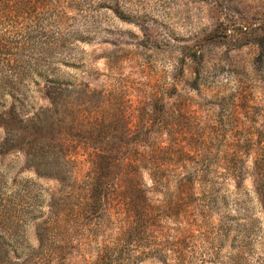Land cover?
Segmentation results:
<instances>
[{"label":"rangeland","instance_id":"rangeland-1","mask_svg":"<svg viewBox=\"0 0 264 264\" xmlns=\"http://www.w3.org/2000/svg\"><path fill=\"white\" fill-rule=\"evenodd\" d=\"M23 2L0 26L13 53L0 54L3 264H34L41 246L47 264H105L117 239L131 264H264V0ZM91 118L116 129L91 130ZM173 123L170 192L152 193L145 173L151 215L118 200L107 218L85 215L100 141L162 134L169 145ZM187 151L212 172L180 198Z\"/></svg>","mask_w":264,"mask_h":264},{"label":"trees","instance_id":"trees-1","mask_svg":"<svg viewBox=\"0 0 264 264\" xmlns=\"http://www.w3.org/2000/svg\"><path fill=\"white\" fill-rule=\"evenodd\" d=\"M11 2L12 0H0V26H5L10 21V18H13V12L16 13V17H20V15L24 13L25 2H23V0H17L13 5H10ZM6 29L7 28H5V30L0 29V54H13L9 52L10 46L8 43L11 42L7 39L6 31L8 30ZM43 43L47 44V42ZM8 77L9 76L5 74H0V106L4 105L3 98L6 92L8 93ZM17 77L15 80H17ZM22 77L23 76H20V78ZM50 77L53 76L46 77L47 83L53 86L63 85L57 78ZM49 96L51 98V94H49ZM13 97L15 98V96ZM54 103L52 104L54 105ZM12 114L16 118L14 110ZM1 115L5 117L7 113H2ZM74 123L76 127L83 128V123L80 119L76 120ZM88 124L90 129L94 131L100 128L112 130V128L116 129L117 121L113 119L91 118ZM160 128L162 127L160 126ZM163 130L165 131L166 137L170 140L171 144L169 145L166 144V141L161 140L162 134L151 137L146 146L145 138L129 135L120 136L112 133L107 134L103 140L100 141L102 147H98L99 150L95 156L93 176L86 183L88 187V190H86L87 198L81 208V211L84 212L85 215L95 216L103 212L102 216L107 218L111 216L108 207L114 204L116 200L121 204L127 205L129 201L135 202V207L139 210H143L145 216L151 215V211L149 210L151 208L148 204L151 202V193L149 192L148 195V191L144 188L146 183L145 173H147L153 181L155 189H153L152 193L156 194L160 191L164 192L163 195L169 193V178H171L169 174L173 173L169 166L174 162V157L179 152L174 149L178 147V143L174 142V140H178L176 138L177 124H170L163 128ZM127 147H130V149H127ZM61 153H63V151ZM182 155L183 160L186 163H192L193 167L184 169L185 176L182 178L177 176L174 180L177 184L176 186L179 188V193L177 195L182 198L186 194L184 198H189L193 195L192 191H194V187L192 184L195 178L198 175L210 174L212 169L207 167L201 168V166L200 169L197 168L201 163V154L199 152L187 151ZM6 213L7 210L5 206L0 208V264L5 263L9 255V252L6 251L3 246H11V239L2 227L3 224H5L4 219H7ZM138 214L139 212L137 211V215ZM113 245L112 247L106 246L105 249L102 250V257L99 261H104L106 262L105 264H131V258H126V254L124 255L122 253L118 239ZM49 248L50 247L41 246L40 249H38L39 253L36 252V262L34 264H47V258L51 251ZM116 248L119 249V252L116 251ZM12 252H14V256H17L21 250L15 247L14 250L12 248Z\"/></svg>","mask_w":264,"mask_h":264}]
</instances>
